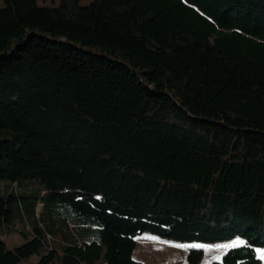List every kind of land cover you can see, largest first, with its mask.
<instances>
[{"label": "trees", "instance_id": "trees-1", "mask_svg": "<svg viewBox=\"0 0 264 264\" xmlns=\"http://www.w3.org/2000/svg\"><path fill=\"white\" fill-rule=\"evenodd\" d=\"M1 1L0 264H145L143 232L260 264L264 0Z\"/></svg>", "mask_w": 264, "mask_h": 264}, {"label": "rangeland", "instance_id": "rangeland-1", "mask_svg": "<svg viewBox=\"0 0 264 264\" xmlns=\"http://www.w3.org/2000/svg\"><path fill=\"white\" fill-rule=\"evenodd\" d=\"M90 0H79L81 4H86ZM39 5H56L58 0H37ZM3 3L0 0V6ZM6 181L0 179V188H4ZM30 194L39 190L40 185L37 180L27 179L20 182L17 191L22 192L24 189ZM24 233L27 238L32 236L28 232V222L15 217L9 224L5 234V243L7 248L11 249L25 241ZM197 245L198 243H190ZM237 244L236 241L218 242L213 244H204V255L197 264H209L212 260L219 259L221 254L230 246ZM188 243L175 242L165 237H160L149 232H143L137 236V246L134 251V257L142 260L145 264H190L187 259ZM257 255L261 259L260 264H264V247L256 248ZM37 255L29 257L24 264H35Z\"/></svg>", "mask_w": 264, "mask_h": 264}, {"label": "built area", "instance_id": "built-area-1", "mask_svg": "<svg viewBox=\"0 0 264 264\" xmlns=\"http://www.w3.org/2000/svg\"><path fill=\"white\" fill-rule=\"evenodd\" d=\"M13 186H16L15 182L13 183ZM41 207H42V203L38 202L37 205H36V212H39L41 210ZM46 237H47L48 241L51 240V236L49 234H47ZM50 244H51V242H49V244H48L49 248H51Z\"/></svg>", "mask_w": 264, "mask_h": 264}]
</instances>
